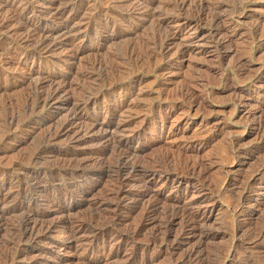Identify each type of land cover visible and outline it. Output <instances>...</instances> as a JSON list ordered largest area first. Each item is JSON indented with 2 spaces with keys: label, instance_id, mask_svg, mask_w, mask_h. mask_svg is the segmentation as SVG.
Segmentation results:
<instances>
[{
  "label": "rangeland",
  "instance_id": "1",
  "mask_svg": "<svg viewBox=\"0 0 264 264\" xmlns=\"http://www.w3.org/2000/svg\"><path fill=\"white\" fill-rule=\"evenodd\" d=\"M174 1L0 0V264H264V0Z\"/></svg>",
  "mask_w": 264,
  "mask_h": 264
},
{
  "label": "bare ground",
  "instance_id": "2",
  "mask_svg": "<svg viewBox=\"0 0 264 264\" xmlns=\"http://www.w3.org/2000/svg\"><path fill=\"white\" fill-rule=\"evenodd\" d=\"M91 1V0H90ZM176 1V0H175ZM174 1V2H175ZM183 1V0H182ZM188 1V0H187ZM177 2V1H176ZM184 3V2H183ZM176 4H178V3H176ZM186 4V3H185ZM197 4H199V3H197ZM121 5V4H120ZM127 5V4H126ZM130 5V4H129ZM135 5V4H134ZM139 5V4H138ZM182 5V2H180V4H179V7ZM214 5V4H213ZM123 6V5H122ZM145 6V5H144ZM173 6V5H172ZM176 6V5H175ZM184 6V5H183ZM177 7V6H176ZM182 7V6H181ZM189 7V6H188ZM199 7H200V4H199ZM136 8V7H135ZM148 8V7H147ZM179 9V8H178ZM197 9H199V8H197ZM149 11V10H148ZM201 11H202V9H201ZM16 13V12H15ZM225 13V12H224ZM19 15V14H18ZM104 16V15H103ZM16 17H18V16H16ZM159 18V17H158ZM18 20V19H17ZM16 20V21H17ZM211 20V19H210ZM218 25V24H217ZM157 26V25H156ZM158 28V27H157ZM34 30V29H33ZM158 30V29H157ZM161 30V29H160ZM159 33V32H158ZM160 35V34H159ZM158 35V36H159ZM162 37H163V39L160 41L161 42V44H160V47H162V48H167L168 46H169V42H171V40H173V38H175L176 37V35H175V33H173V34H170V36L168 37V36H163L162 35ZM165 37V38H164ZM152 38V37H151ZM158 41V42H159ZM157 42V43H158ZM1 49V48H0ZM168 49V48H167ZM133 51V50H132ZM136 51V50H135ZM139 51V50H138ZM178 51V50H177ZM178 52H181V50L180 51H178ZM133 53H135V52H133ZM30 54V53H29ZM140 54V53H139ZM160 54V53H159ZM31 56V55H30ZM136 56V55H135ZM150 56V55H149ZM34 57V56H33ZM143 59V58H142ZM97 63V62H96ZM94 64V63H93ZM99 65V64H98ZM93 67V66H92ZM90 70V69H89ZM43 77V76H42ZM84 77V76H83ZM49 79V78H48ZM50 80V79H49ZM46 81V80H45ZM55 81H57V80H55V79H53V80H50V81H48L49 83H47V89L45 90V93L42 95L41 94V96H40V103L42 104V106L43 105H47V104H51L52 102H54V101H56L60 96H61V94H62V92L64 93L65 92V89H63V85L62 84H60V83H58V82H55ZM42 87V86H41ZM46 87V86H45ZM44 88V87H43ZM45 89V88H44ZM44 91V90H43ZM115 92V91H114ZM37 96V95H36ZM82 97V96H81ZM80 97V98H81ZM82 99V98H81ZM80 99V100H81ZM87 99V98H86ZM89 99H90V97H89ZM24 101H25V99H24ZM85 102L83 103V104H86L87 103V100H84ZM89 101V100H88ZM74 102V101H73ZM73 102H71L72 104H73ZM75 104V103H74ZM79 105H81V104H79ZM29 106V105H28ZM74 106V105H73ZM84 106V105H83ZM68 107V106H67ZM79 107L80 106H78V108H73L72 110H70L69 111V113H67L66 115H65V117L61 120V122H58L57 123V126H56V130H57V132H59V133H62V134H68L69 132H71L72 131V129L74 128V125L75 124H77L78 123V121H79V117H80V115H79V113H78V109H79ZM67 110V109H66ZM63 116V115H62ZM83 123V122H82ZM91 124V123H90ZM56 125V124H55ZM54 125V126H55ZM76 127V126H75ZM92 129H93V127H91ZM55 129V128H54ZM89 129V128H88ZM87 129V127H86V130H88ZM90 130V129H89ZM54 133V132H53ZM115 140V139H114ZM112 141V140H111ZM126 141H124V140H121V139H116L113 143H112V145H113V152L115 153V163H116V166L117 167H119V168H122L123 170H125V169H127L129 166H132V165H129L128 163H126V160L130 157L129 155H128V153H127V151L125 150V145H126ZM169 159V158H168ZM166 160H167V158H166ZM171 162V161H170ZM171 164V163H170ZM179 164V163H178ZM162 165V164H161ZM181 166V165H180ZM184 166H185V164H184ZM172 167V166H171ZM188 167V166H187ZM186 167V168H187ZM191 167H193V166H191ZM132 168V167H131ZM166 168V167H165ZM181 168V167H180ZM179 168V169H180ZM155 169V168H154ZM184 169V168H183ZM182 169V170H183ZM156 170H157V168H156ZM181 170V171H182ZM185 170V169H184ZM180 171V170H179ZM188 171V170H187ZM192 171V170H191ZM119 172V171H118ZM121 172V171H120ZM177 172V171H176ZM180 173H182V172H180ZM185 173L187 174V172L185 171ZM163 174V173H162ZM178 174V173H177ZM176 174V175H177ZM182 175V174H181ZM184 175V174H183ZM191 175V174H190ZM179 176H180V174H179ZM180 180V179H179ZM3 187V186H2ZM61 194V193H60ZM12 197V196H11ZM16 197V196H15ZM15 199V198H14ZM186 200V199H185ZM156 201V200H155ZM1 203V202H0ZM26 203V202H25ZM46 203V202H45ZM150 203V202H149ZM153 203V202H152ZM41 204V203H40ZM147 204H148V202H147ZM62 205V204H61ZM146 205V204H145ZM144 205V211L142 212L143 213V216H142V214H141V220H140V222L139 223H137L136 224V226H135V228L133 229V230H131V231H129L130 233H133V234H137V233H139L142 229H143V223H144V221L150 216V214L151 213H153V212H155L156 211V208H155V205H151V204H148V205H146L145 206ZM45 206V205H44ZM191 208V207H190ZM184 209H185V207H184ZM51 210V209H50ZM170 210V209H169ZM189 210V209H188ZM176 211V210H175ZM171 213V212H170ZM178 213V212H177ZM182 213V212H181ZM173 214V213H172ZM198 212H196L195 211V213H192V211L190 212V213H185L184 212V214H182L181 215V217L183 218V222H184V224H185V226L186 227H189L190 229H192V230H195L196 228H198V226H197V222L198 221H200L199 219H198ZM36 216H38V213H35V212H33V213H30V214H27V218H26V220L25 221H23V222H20V224H18L19 226H18V229L21 231V230H23V232H21V235H23V236H27V237H29L31 234H34V231H35V229H38V228H36L37 226H40L41 224H37V220H36ZM172 216V215H171ZM150 218V217H149ZM38 219V218H37ZM47 219V218H46ZM151 220H153L152 218H150ZM166 219V218H165ZM181 219V218H180ZM31 220V221H30ZM38 222H39V220H38ZM182 222V221H181ZM182 222V223H183ZM199 223V222H198ZM15 225V224H14ZM165 226V225H164ZM236 226V225H235ZM42 227V226H41ZM17 228V227H16ZM185 229V228H184ZM76 230V229H75ZM36 232V231H35ZM154 232H152V234H153ZM253 233V232H252ZM157 234V233H156ZM156 234H153L152 235V237H151V239H157L156 238ZM197 235V234H196ZM146 236V235H145ZM150 236H151V234H150ZM201 236V235H200ZM208 235L207 234H205V235H202L201 236V239H203L204 237H207ZM255 236V235H254ZM32 237V236H31ZM34 237V236H33ZM150 239H148V241H149ZM202 241V240H201ZM150 242H152V241H150ZM154 243V242H153ZM189 252V251H188ZM195 252V250H193L192 252H190L189 254H188V257H193V253ZM220 256V255H219ZM217 257V256H216ZM217 260V259H216ZM208 261H210V260H208ZM207 262V261H206ZM215 263V262H214Z\"/></svg>",
  "mask_w": 264,
  "mask_h": 264
}]
</instances>
